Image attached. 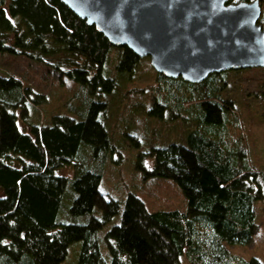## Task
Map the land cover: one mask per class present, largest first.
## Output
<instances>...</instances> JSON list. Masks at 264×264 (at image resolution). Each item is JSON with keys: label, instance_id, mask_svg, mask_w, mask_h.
Segmentation results:
<instances>
[{"label": "trees", "instance_id": "obj_1", "mask_svg": "<svg viewBox=\"0 0 264 264\" xmlns=\"http://www.w3.org/2000/svg\"><path fill=\"white\" fill-rule=\"evenodd\" d=\"M236 1L251 0L228 2ZM259 1L258 22L264 26V0ZM0 53L43 63L61 80L71 79L99 95L89 100L81 119L53 114L45 123L32 120L30 112L46 95L13 74L0 75V264H61L75 241L81 243L76 264H178L182 257L190 264H224L218 252L223 242L251 240L256 202L264 203V170L246 166L245 151L233 138L234 143L224 140L220 130L215 131L217 138L190 134L188 145L171 142L152 148L151 168L137 162L157 186L166 182L180 188L183 209L165 202L160 209H149L128 193L119 222L102 233L119 206L101 192V175L81 167L73 169L72 178L56 173L74 163L83 144L94 159L114 151L105 126L108 101L102 96L112 98L119 78L129 83L143 61L155 76L147 90L162 98L150 99V114L161 118L167 102L184 100L202 88L209 93L199 101L203 121L214 129L223 126L226 111L233 107L222 96H210L209 81L217 73L200 83L166 77L152 68L148 57L111 45L61 0H0ZM53 56L56 61H49ZM69 183L75 195L68 211L90 213L86 223L57 221ZM241 264L264 263L251 257Z\"/></svg>", "mask_w": 264, "mask_h": 264}, {"label": "rangeland", "instance_id": "obj_2", "mask_svg": "<svg viewBox=\"0 0 264 264\" xmlns=\"http://www.w3.org/2000/svg\"><path fill=\"white\" fill-rule=\"evenodd\" d=\"M237 2L239 1L235 3ZM259 3L261 4L260 1ZM56 59V56H53L49 61L53 62ZM140 65L129 83L127 78H119L118 92L113 94L112 98L109 94L102 96L108 101L105 126L115 147L114 151L104 152L99 158L94 159L90 157L91 148L83 144L74 163L56 171L57 174L72 178L76 173L73 169L81 167L97 171L101 175L99 185L101 192L107 199L117 201L119 206L118 213L103 225L101 233L119 222L128 193L140 197L149 209L166 206L162 205V202L172 203L174 205L171 207L179 209L186 205L184 195L178 186L166 182L157 186L158 181L145 176L144 171L137 166L140 159L145 168L152 167L153 161L149 156L152 148L171 142L188 145L190 134L217 138L218 134L215 131L220 130L219 133L224 140L231 139L233 143L236 140V145L245 151L243 163L246 166L264 170V67L226 70L210 78L209 84L213 87L210 93L214 94L210 96H222L233 105L232 110L226 111L223 126L214 129L203 121L199 101L204 96H209V93L203 92L202 88L190 91L184 100L179 98L167 102V108L163 109L161 118L150 114L148 112L150 99L162 98L156 92L147 90V85L154 84L155 76L148 70L145 61ZM8 74L19 77L24 85L46 95L45 102L31 110L32 120L40 119L48 123L53 114L81 119L89 100L99 99L98 94L86 92L73 80L68 78L61 80L43 63L19 55L0 53V75ZM180 97L184 95L180 94ZM19 123L23 129L28 128L24 120L19 119ZM74 195L69 183L63 195L57 221L86 223L90 219V213L70 214L68 208ZM255 208L256 227L251 240L247 243L223 242L222 249L225 252L222 249L218 250L220 260L224 264H241L243 260L251 257H256L264 263V203L256 202ZM93 214L100 216L99 210H95ZM80 246L81 243L78 241L71 243L61 264H76ZM178 264L190 263L182 257Z\"/></svg>", "mask_w": 264, "mask_h": 264}, {"label": "water", "instance_id": "obj_3", "mask_svg": "<svg viewBox=\"0 0 264 264\" xmlns=\"http://www.w3.org/2000/svg\"><path fill=\"white\" fill-rule=\"evenodd\" d=\"M61 0L116 47L148 57L169 78L264 67L258 0Z\"/></svg>", "mask_w": 264, "mask_h": 264}]
</instances>
